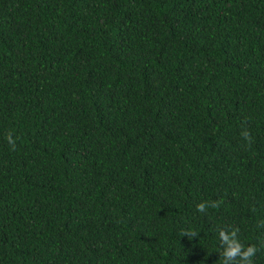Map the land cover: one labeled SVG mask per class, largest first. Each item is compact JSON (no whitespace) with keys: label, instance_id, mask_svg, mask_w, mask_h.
I'll use <instances>...</instances> for the list:
<instances>
[{"label":"trees","instance_id":"16d2710c","mask_svg":"<svg viewBox=\"0 0 264 264\" xmlns=\"http://www.w3.org/2000/svg\"><path fill=\"white\" fill-rule=\"evenodd\" d=\"M220 229L264 264V0H0V264H223Z\"/></svg>","mask_w":264,"mask_h":264},{"label":"clouds","instance_id":"9594fccd","mask_svg":"<svg viewBox=\"0 0 264 264\" xmlns=\"http://www.w3.org/2000/svg\"><path fill=\"white\" fill-rule=\"evenodd\" d=\"M8 143L15 144L14 138L11 133L8 134ZM198 210H205V203L201 202L197 205ZM238 229H232L231 231L219 230V240L223 245L222 254L224 257L223 264H252L251 257L255 253L256 249L254 245L244 246L237 238ZM239 257L237 260L236 258Z\"/></svg>","mask_w":264,"mask_h":264}]
</instances>
